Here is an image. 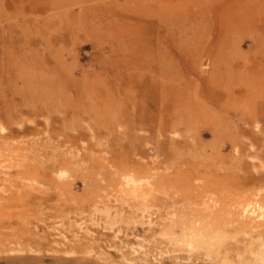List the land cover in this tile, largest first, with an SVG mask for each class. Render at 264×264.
<instances>
[{
	"label": "rangeland",
	"instance_id": "1",
	"mask_svg": "<svg viewBox=\"0 0 264 264\" xmlns=\"http://www.w3.org/2000/svg\"><path fill=\"white\" fill-rule=\"evenodd\" d=\"M260 110L264 0H0V264H214L158 236L199 221L264 241Z\"/></svg>",
	"mask_w": 264,
	"mask_h": 264
},
{
	"label": "bare ground",
	"instance_id": "2",
	"mask_svg": "<svg viewBox=\"0 0 264 264\" xmlns=\"http://www.w3.org/2000/svg\"><path fill=\"white\" fill-rule=\"evenodd\" d=\"M261 112V113H260ZM264 111L260 110L259 113L251 115L250 118L258 122L260 119L264 120ZM248 117H242L243 124L249 125L251 120L247 122ZM242 136L247 135L248 131L239 129ZM148 188L149 182H142ZM141 183V185H142ZM127 185L134 186L135 182L128 179ZM124 204L123 201H121ZM142 217L144 218L148 213L145 207L141 210ZM150 216L148 215L147 218ZM174 214L168 215L165 219L171 222ZM240 221H243V226H256L264 222V200L263 202L251 201L246 202L241 206L239 215ZM200 224H189L184 228H180L176 232L174 226H168L161 230L158 236L161 237L162 243H167L173 252L184 251L192 254L193 251H200L201 255L211 259L214 264H264V241L252 244L246 243L240 248L233 247L229 244L231 239H234L236 233H231L226 229L218 228L210 223L199 221Z\"/></svg>",
	"mask_w": 264,
	"mask_h": 264
}]
</instances>
